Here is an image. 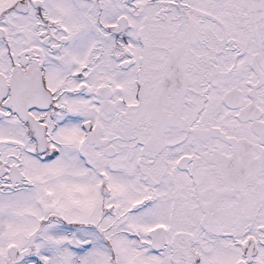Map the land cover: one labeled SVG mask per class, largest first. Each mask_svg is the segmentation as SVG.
I'll use <instances>...</instances> for the list:
<instances>
[{
  "label": "snow or ice",
  "instance_id": "1",
  "mask_svg": "<svg viewBox=\"0 0 264 264\" xmlns=\"http://www.w3.org/2000/svg\"><path fill=\"white\" fill-rule=\"evenodd\" d=\"M0 264H264V0H0Z\"/></svg>",
  "mask_w": 264,
  "mask_h": 264
}]
</instances>
